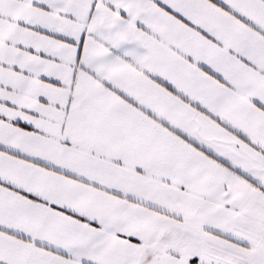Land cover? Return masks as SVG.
<instances>
[{
  "label": "snow or ice",
  "instance_id": "obj_1",
  "mask_svg": "<svg viewBox=\"0 0 264 264\" xmlns=\"http://www.w3.org/2000/svg\"><path fill=\"white\" fill-rule=\"evenodd\" d=\"M0 264H264V0H0Z\"/></svg>",
  "mask_w": 264,
  "mask_h": 264
}]
</instances>
